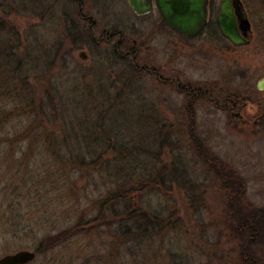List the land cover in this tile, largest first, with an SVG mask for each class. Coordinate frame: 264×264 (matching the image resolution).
<instances>
[{
    "label": "rangeland",
    "instance_id": "1",
    "mask_svg": "<svg viewBox=\"0 0 264 264\" xmlns=\"http://www.w3.org/2000/svg\"><path fill=\"white\" fill-rule=\"evenodd\" d=\"M56 1L58 13L53 20L15 11L9 14L8 20L14 27L9 35L11 40L27 39V45H33L40 39L46 45L40 64L30 73L26 85L32 100L40 96H45L47 101L60 98L59 112L66 111L67 118L63 127L68 122L78 132L85 131L87 135L82 134L79 139L84 146L90 145L89 153H84L83 147L80 152L98 159L100 164V171L91 170L89 177L87 173L85 176L77 173L74 178H65L63 189L49 194L51 197L55 193V197L52 196L54 200L46 208H50L51 219L58 221L57 228L63 225L68 214L75 219L81 212L95 211L89 200L94 201L111 189L116 183L115 169L123 166V160H130L132 167L128 171L131 174L167 176L170 192L166 188L162 192L155 191L146 195V200L160 210L175 209L183 218L182 228L155 238L153 245L147 241L139 247L131 241L127 246L114 245L107 231L89 251L97 253L98 263L264 264V219L258 222L257 238L244 234L241 239L235 237L238 230L234 232L227 218L230 209L223 203L224 192L220 190L219 180L207 169L210 164L203 160L196 147L198 142H193L189 134L184 110L187 96L159 82L156 74L140 68L145 65L165 78L178 76L181 82L194 87L215 88L216 84L226 94L240 91L249 102L238 111L253 123L256 113L249 110L248 104L256 107L257 114L264 112V90L258 88L264 78V0H242L252 23L253 36L248 45L239 47L232 45L218 29L216 16L220 0H211L209 23L194 38H185L162 26L163 17L157 10L138 16L127 0H108L114 14L110 12L106 16L98 0H83L84 13L91 14L98 22L92 33L99 38L103 28L118 32L110 42L100 44L92 35H84L77 39L78 43L69 41L68 24L81 23L89 27L92 22L80 20V7L74 0ZM120 33L130 42L137 40L136 59L115 46ZM70 40L74 39L70 37ZM81 50L86 51L87 59L80 57ZM196 108L199 112L195 130L216 153L213 163L220 162L219 158L223 166L235 169L242 175L238 184L242 192L243 183L247 181L252 200L263 201L264 126H234L229 111L218 110L207 100L199 102ZM79 123H83L82 126ZM69 138L71 145L77 143L74 135ZM102 140H107L110 142L107 145L111 146H101ZM64 152L68 154L70 150L65 147ZM135 154L140 156L137 161L132 158ZM2 160L5 169L9 158ZM4 184L0 182V189ZM246 196L247 193H243V197ZM44 206L38 198L24 200V212H29L33 218L38 216L36 219L46 225L51 221L41 215L46 211ZM248 209L240 208L239 215ZM6 210L0 208V258L19 250L35 251L41 234L32 237L19 233L15 238L11 230L10 235L2 232L8 230L1 217ZM245 245H249L247 251L253 260L244 259L241 249Z\"/></svg>",
    "mask_w": 264,
    "mask_h": 264
},
{
    "label": "trees",
    "instance_id": "2",
    "mask_svg": "<svg viewBox=\"0 0 264 264\" xmlns=\"http://www.w3.org/2000/svg\"><path fill=\"white\" fill-rule=\"evenodd\" d=\"M56 4V0H0V182L5 183L0 189V208H7L2 211L1 217L8 229L2 232L10 235L11 230L15 238L19 233L32 237L41 234L35 250L41 256L30 264H100L97 253L89 251L96 240L103 238L104 233L109 232L114 245L121 243L127 246L130 241L136 247L147 241L153 245L155 238L181 229L183 218L175 209L160 210L146 200V195L155 191L162 192L165 188L166 191L171 190L168 186L170 180L166 175L158 173L146 176L142 172L131 174L128 171L132 167L129 164L131 161L123 160V166L114 171L115 185L94 201L89 200L94 204L95 211L81 212L75 219L68 214L59 228L58 221L51 219L53 216L49 214L50 208L46 207L53 202L52 196L55 193L51 197L49 194L59 193L66 185L65 178H74L77 173H81V176L87 173L86 176L89 177L91 174L88 172H94L100 167L98 159L88 158L80 152L83 147L86 150L84 153H89L90 145L84 146L79 139L80 135L87 133L78 132L68 122L63 127V121L67 118L66 111L59 112L60 98L54 97L55 99L47 101L45 96H40L32 100L30 90L26 87L30 73H34L40 64L42 52L46 48L44 42L36 39L33 45H27V39L22 41L18 38L13 41L9 38L14 30L8 20L11 12L48 16L53 20L58 13ZM211 8L210 6V10ZM162 26H166L164 20ZM68 29L71 31L68 35L74 39L70 40L69 37L72 43H78L77 39L84 35H91L81 23L68 24ZM240 94V91H230L225 96L240 98L242 102L248 103L249 98ZM191 98L187 96L189 102L186 100L184 108L189 121L192 120ZM248 106L249 110L255 111L254 105ZM260 123L264 126V120ZM82 124L79 123V126ZM244 125L254 126L249 120L244 121ZM189 130L192 139L199 136L194 132L195 129L189 127ZM72 135L77 141L73 145L67 141ZM100 143L105 147L110 142L102 140ZM110 146L108 144L106 147ZM65 147L72 155L70 152L65 154ZM197 147L202 156L200 144L197 143ZM3 157L9 158L5 169L2 167ZM132 158L137 161L140 156L135 154ZM204 161L212 165L211 157ZM213 166L220 190H227L226 193L229 194L232 191L230 185L224 184L225 177L220 174L218 165L213 163ZM226 177L232 176L228 174ZM28 197L38 198L45 203L46 211H42L41 215L47 216L50 223L44 225L41 219H36L38 216L33 218L29 212H24V200ZM246 216L250 217L248 213L239 215L238 225ZM234 232H237L236 228ZM236 234V238H242L243 234ZM83 258L85 260L82 261Z\"/></svg>",
    "mask_w": 264,
    "mask_h": 264
},
{
    "label": "flooded vegetation",
    "instance_id": "3",
    "mask_svg": "<svg viewBox=\"0 0 264 264\" xmlns=\"http://www.w3.org/2000/svg\"><path fill=\"white\" fill-rule=\"evenodd\" d=\"M74 1H75V3L79 4L80 8L78 10V15L80 16L81 20L82 21L87 20V22L88 21L92 22L91 25H89V27H87V28L91 32L93 40H95L97 42V44H100L104 41L110 42L112 40V38L118 32L117 31L110 32L108 30V28L107 29L103 28L100 30V37L98 38L97 34L95 32L92 33V29L97 27L98 22L95 19L91 18V16H92L91 14L84 13L83 0H74ZM98 2L100 3V6L105 8V9H103V12H102V13H104V15L108 16L110 12H111L110 14H114L109 9V6L107 4L108 0H98ZM128 3H129V1H128ZM152 3H153V10L150 13H152L153 11H156V10L159 11V9L156 5V0H152ZM129 6L131 7L130 3H129ZM131 9L133 10L132 7H131ZM100 11H102V10H100ZM100 11H98V13H100ZM134 13L138 16H145V15L150 14V13H147L144 15H139L135 11H134ZM164 27L172 30L167 25ZM174 32H176V31H174ZM176 33H178V32H176ZM185 38H188V37H185ZM192 38H194V37H192ZM115 46L117 47V49L123 48L124 54L126 56L132 55L133 59H136L138 54H139V48H138L139 46H138L137 40H133V42H130V40L127 39L125 36H123L122 33H120V38L117 40V43L115 44ZM133 64L135 65V60H133ZM140 68L143 70L145 69L146 71H148L150 73L156 74V77L159 80V82H161L163 84H167V86L172 87L173 90L175 89L180 94L184 93L186 96L192 97L191 98L192 108L190 109L192 120L191 121L188 120L186 122V123H188V127L192 128V129H197V124H198L197 114L199 112V109L196 108V106L199 104V102H202L203 100H207V102H209L211 105L218 108V110L221 109L223 111H229L232 115V116H230V119H231L230 121L234 126H238V124L244 125V121H246L248 119L243 115V113L241 111H238V108H240L241 106L243 108H245L247 106L246 105L247 102H242L240 98H238V99L227 98L225 96V94H226L225 90L222 89V87L217 86L216 84H214L215 88H211V87L209 88L208 87L209 85L204 87V88L194 87V86H190L189 83L181 82V80L178 76L177 77L172 76L171 78H168V77L165 78L162 75H160V73H158V71L155 69H150L145 65H141ZM186 100H187V102H189L188 99H186ZM241 103H242V105H241ZM253 112L256 113L253 116L254 117L253 125L255 127H259V126H261L260 122H262L264 120V117L261 119L259 117L262 114H264V112H262L260 114L259 113L257 114V111H253ZM194 132L197 133L199 136L201 135L197 130ZM205 140L206 139H204L203 136L196 137V138L192 139L193 142L197 141L198 144H200V143L202 144V147H201L202 152L201 153H202L203 160H205V158H207V157H211V159L213 160L215 158L213 156L216 155V153L214 151H212L211 146L209 144H207L205 142ZM196 145H197V143H196ZM197 149H199V148L197 147ZM218 160L220 161V162H217V165L219 166V169H220L219 172L223 177H225L224 184H229L230 185L229 188H231V190H232L229 194L226 193L227 190L222 191V192H224L223 194H226L225 196L222 194L224 197L223 203L225 205V208L231 209L229 212V215L227 217L229 219V223H232L234 228H236V230H238V232L240 234H244L245 236L248 235V238H249V236L257 238V236L260 233L258 222H259V220L264 219V200L263 201H260V200L259 201H253L252 200V198L248 195V188H249L248 183L249 182H247V181H245V183H243V187H244L243 191L244 192H242V187L238 186V184H240V182L242 181L240 178V177H242V175L239 173H236L235 169L233 170V169L227 168V165L223 166L222 161L219 158H218ZM206 164H210V163L206 162ZM213 167H215V166H213V161H212V165L210 164V167L207 169L209 170V172L213 173V175L215 176ZM220 167H222V168H220ZM228 174H231L232 177L227 178L226 176ZM243 193L244 194L247 193V196L245 198L243 197ZM240 208H245V209L249 208L248 209L249 211H247L246 213H248L250 215V217L246 216L244 218V220H242V222L238 225L237 218H239V213H240L239 209ZM237 214H238V216H237ZM248 246L249 245H245L241 249V252L243 253L245 260H253V259H251L250 253H248V251H247Z\"/></svg>",
    "mask_w": 264,
    "mask_h": 264
},
{
    "label": "water",
    "instance_id": "4",
    "mask_svg": "<svg viewBox=\"0 0 264 264\" xmlns=\"http://www.w3.org/2000/svg\"><path fill=\"white\" fill-rule=\"evenodd\" d=\"M133 10L144 15L153 10L152 0H128ZM211 0H156V5L166 25L180 35L188 38L198 36L208 25ZM221 35L232 45L246 46L251 42L252 23L242 0H220L216 16ZM80 57L87 59L86 51L81 50ZM264 90V78L258 83ZM262 114L259 118H263ZM37 257L34 250H19L0 258V264H28Z\"/></svg>",
    "mask_w": 264,
    "mask_h": 264
}]
</instances>
